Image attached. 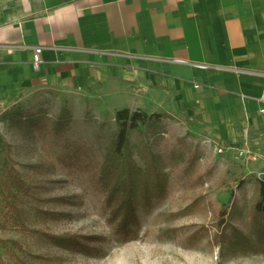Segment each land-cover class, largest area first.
<instances>
[{
  "label": "rangeland",
  "instance_id": "1",
  "mask_svg": "<svg viewBox=\"0 0 264 264\" xmlns=\"http://www.w3.org/2000/svg\"><path fill=\"white\" fill-rule=\"evenodd\" d=\"M58 87L0 103L10 147L0 177L12 169L24 187L9 197L0 186V264H264V142L247 133L259 156L239 160L242 139L218 140L206 119L165 110L130 133L122 164L117 105ZM131 192L134 208L122 198ZM121 205L135 213L126 235Z\"/></svg>",
  "mask_w": 264,
  "mask_h": 264
},
{
  "label": "crops",
  "instance_id": "2",
  "mask_svg": "<svg viewBox=\"0 0 264 264\" xmlns=\"http://www.w3.org/2000/svg\"><path fill=\"white\" fill-rule=\"evenodd\" d=\"M54 83L115 112L198 116L218 140L248 133L260 145L264 0H0V103Z\"/></svg>",
  "mask_w": 264,
  "mask_h": 264
},
{
  "label": "trees",
  "instance_id": "3",
  "mask_svg": "<svg viewBox=\"0 0 264 264\" xmlns=\"http://www.w3.org/2000/svg\"><path fill=\"white\" fill-rule=\"evenodd\" d=\"M157 119H159V115H148L143 112H131L127 109L115 112L114 120L117 133L114 142V156L117 157V159L122 162V164L124 163L126 156H128L130 153L127 148L129 144L130 133L138 132L141 129L150 126L153 121ZM57 126L58 125H56V127ZM9 148L10 147L3 141V138L0 135V150H9ZM2 164L4 168H6V162L2 161ZM3 174L4 175L0 177V186L4 188L7 196H20V193H22L24 187L18 174L12 169L4 170ZM119 178L122 179V182L125 185V190L131 191V189H129L131 184L127 185V181L125 178ZM156 179L158 180V178ZM14 190H16V195L13 194ZM113 197L115 199L117 198L115 196ZM122 198L129 202L128 206H132L134 208L135 203H132L134 198L133 192L129 193L128 196H123ZM133 214H131V212H129V210L122 205L117 208L116 216H118L116 222H120L118 232L121 233V231H123V235H126L128 233V231L124 228V224L125 222L130 220V218H132ZM255 216H260L262 218L264 217V180L259 182V201L255 206Z\"/></svg>",
  "mask_w": 264,
  "mask_h": 264
},
{
  "label": "built area",
  "instance_id": "4",
  "mask_svg": "<svg viewBox=\"0 0 264 264\" xmlns=\"http://www.w3.org/2000/svg\"><path fill=\"white\" fill-rule=\"evenodd\" d=\"M43 65V62L41 60V51L37 50L33 54V69L35 73H39L41 66ZM258 104L264 107V97H261L260 99L257 100ZM261 115H264V109L260 111ZM249 136L247 133L244 134L241 142V148L236 150V158L239 160L247 159L251 162H255L256 158H253L255 156H259V154L254 153L250 150V139H248ZM256 145L258 144L255 139H253ZM259 145V144H258ZM218 154L222 155L224 154V147H220L218 150ZM250 156V158H249Z\"/></svg>",
  "mask_w": 264,
  "mask_h": 264
}]
</instances>
